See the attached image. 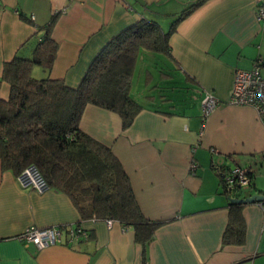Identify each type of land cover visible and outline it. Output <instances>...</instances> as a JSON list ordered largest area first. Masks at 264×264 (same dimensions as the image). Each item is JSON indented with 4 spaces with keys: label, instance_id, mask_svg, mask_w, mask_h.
Here are the masks:
<instances>
[{
    "label": "crops",
    "instance_id": "obj_1",
    "mask_svg": "<svg viewBox=\"0 0 264 264\" xmlns=\"http://www.w3.org/2000/svg\"><path fill=\"white\" fill-rule=\"evenodd\" d=\"M196 1L0 0V77L15 56L31 57L53 17L52 67L33 66L31 74L74 87L118 32L141 19L168 32ZM168 44L169 55L154 53L168 63L159 60L158 82L148 54L139 52L131 96L142 109L129 127L123 129L116 113L93 105L86 106L79 123L111 148L143 216L159 223L151 241L136 242L134 229L117 221L108 227L104 219H81L65 193L21 188L0 163V264H264V204L246 203L237 213L241 243L224 239L233 213L230 200L264 194V174L258 170L264 166V125L251 107L229 104L235 70H250L264 60V23L256 20L255 0H204L177 23ZM136 73L142 86L133 94ZM206 92L219 104L200 130ZM8 95L3 82L0 97ZM235 166L250 170L252 184L229 196L222 175ZM32 226H79L87 238L69 242L63 230L60 242L37 249L17 238Z\"/></svg>",
    "mask_w": 264,
    "mask_h": 264
},
{
    "label": "trees",
    "instance_id": "obj_2",
    "mask_svg": "<svg viewBox=\"0 0 264 264\" xmlns=\"http://www.w3.org/2000/svg\"><path fill=\"white\" fill-rule=\"evenodd\" d=\"M203 1L197 0L185 9L168 32L144 19L124 28L94 56L74 87L63 80L31 74L33 66L45 71L52 67L57 51L51 37L53 17L37 38L31 57L15 56L5 64L0 77V87L3 82L9 85L8 97H0L1 167L17 175L29 165L36 166L48 188L71 199L81 219L117 221L134 229L136 242L149 243L159 223L143 216L129 178L111 148L83 132L79 123L86 106L93 105L116 113L123 129L129 127L142 109L131 96L139 52L169 55V35ZM243 205L230 200L233 213L225 241H243V224L237 214Z\"/></svg>",
    "mask_w": 264,
    "mask_h": 264
},
{
    "label": "built area",
    "instance_id": "obj_3",
    "mask_svg": "<svg viewBox=\"0 0 264 264\" xmlns=\"http://www.w3.org/2000/svg\"><path fill=\"white\" fill-rule=\"evenodd\" d=\"M255 5L256 20L264 23V0H255ZM218 104L219 100L212 93H205L201 103L200 130L203 129L208 115ZM229 104L251 107L255 111L259 122L264 125V60H257L250 70H235ZM191 168H195L194 164ZM249 173L250 170L240 166H235L224 172L222 186L225 193L230 196L232 192L249 187L251 182ZM16 180L21 188L35 190L38 193L48 189L47 182L34 165L25 167L16 175ZM260 204H264V202ZM104 221L108 227L113 223V220L108 218ZM63 230L67 232L69 242H76L81 238L86 240L87 238V232L79 226L70 228L53 226L43 229L32 226L26 228L17 238L22 242L33 244L37 249H41L60 242Z\"/></svg>",
    "mask_w": 264,
    "mask_h": 264
},
{
    "label": "rangeland",
    "instance_id": "obj_4",
    "mask_svg": "<svg viewBox=\"0 0 264 264\" xmlns=\"http://www.w3.org/2000/svg\"><path fill=\"white\" fill-rule=\"evenodd\" d=\"M143 52H144V54H148L147 56L150 59V61H147V63L149 64L148 65L149 66V71H151L154 74V80L158 82L159 80H158V76L156 74V70L158 69L160 71V69L162 67V65L159 63V60H164V62H166V65L168 64L167 60L162 55L154 54V53L147 52V51H143ZM155 63L159 65L158 68H156L157 66L155 65ZM163 71L165 73L169 74L167 68L164 67ZM138 76L140 77L139 80L137 79ZM141 86H142V75L140 76L138 73H136L135 80H134L133 94H134V92L137 93L138 91H140ZM161 88H163V86H160V89ZM181 92L187 94V92L184 91V90H182ZM258 170L260 171V173L264 174V166H259Z\"/></svg>",
    "mask_w": 264,
    "mask_h": 264
},
{
    "label": "water",
    "instance_id": "obj_5",
    "mask_svg": "<svg viewBox=\"0 0 264 264\" xmlns=\"http://www.w3.org/2000/svg\"><path fill=\"white\" fill-rule=\"evenodd\" d=\"M234 203L237 204H246V203H262L264 202V194H257L243 199H231Z\"/></svg>",
    "mask_w": 264,
    "mask_h": 264
}]
</instances>
